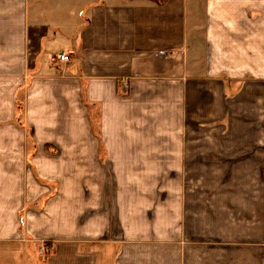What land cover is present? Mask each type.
<instances>
[{"label": "crops", "instance_id": "crops-1", "mask_svg": "<svg viewBox=\"0 0 264 264\" xmlns=\"http://www.w3.org/2000/svg\"><path fill=\"white\" fill-rule=\"evenodd\" d=\"M7 97L0 264H264V0H0Z\"/></svg>", "mask_w": 264, "mask_h": 264}, {"label": "rangeland", "instance_id": "rangeland-1", "mask_svg": "<svg viewBox=\"0 0 264 264\" xmlns=\"http://www.w3.org/2000/svg\"><path fill=\"white\" fill-rule=\"evenodd\" d=\"M50 69L52 70V73H56L57 68L55 66H51ZM8 87V92L2 91V92H6L7 95H9V93L12 91V88L14 87V85H9ZM2 89V88H1ZM3 90V89H2ZM126 91V89H124ZM21 97H22V93H21ZM13 109H14V105H13V101H12V97L10 99L7 98H3V101H0V140L4 139V140H9V139H23L22 137V132L20 131H16L15 129H11L10 127H7V125L9 124V122H4L5 119H7L9 121V119L12 117L13 115ZM98 117L97 113L95 111V116L92 115L91 119H92V125H93V129L94 131H98V124L100 122V119L97 118L94 120V118ZM8 130H10L11 132H9Z\"/></svg>", "mask_w": 264, "mask_h": 264}, {"label": "built area", "instance_id": "built-area-1", "mask_svg": "<svg viewBox=\"0 0 264 264\" xmlns=\"http://www.w3.org/2000/svg\"><path fill=\"white\" fill-rule=\"evenodd\" d=\"M56 62L60 63V64H67L70 62V55L66 52H62L60 54H58V56L56 57ZM41 255H45L49 253V249L46 248V246H44L41 251H40Z\"/></svg>", "mask_w": 264, "mask_h": 264}]
</instances>
